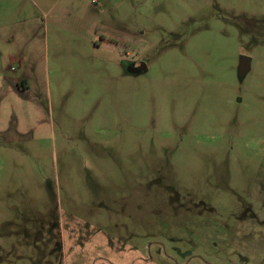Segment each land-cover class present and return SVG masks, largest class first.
Listing matches in <instances>:
<instances>
[{
  "label": "rangeland",
  "instance_id": "rangeland-1",
  "mask_svg": "<svg viewBox=\"0 0 264 264\" xmlns=\"http://www.w3.org/2000/svg\"><path fill=\"white\" fill-rule=\"evenodd\" d=\"M0 264H264V0H0Z\"/></svg>",
  "mask_w": 264,
  "mask_h": 264
},
{
  "label": "water",
  "instance_id": "water-1",
  "mask_svg": "<svg viewBox=\"0 0 264 264\" xmlns=\"http://www.w3.org/2000/svg\"><path fill=\"white\" fill-rule=\"evenodd\" d=\"M250 70V59L247 57H241L239 62V75L243 78L247 72ZM147 71V65L145 62L142 63L141 66H135L134 68H130V72L133 74H139L141 72Z\"/></svg>",
  "mask_w": 264,
  "mask_h": 264
},
{
  "label": "flooded vegetation",
  "instance_id": "flooded-vegetation-1",
  "mask_svg": "<svg viewBox=\"0 0 264 264\" xmlns=\"http://www.w3.org/2000/svg\"><path fill=\"white\" fill-rule=\"evenodd\" d=\"M142 63H143V61L141 59L131 60V61H128V63L126 62V64H124V68H125L126 73H131L130 68H134L135 66H141Z\"/></svg>",
  "mask_w": 264,
  "mask_h": 264
}]
</instances>
